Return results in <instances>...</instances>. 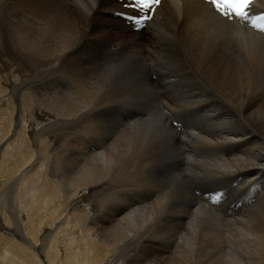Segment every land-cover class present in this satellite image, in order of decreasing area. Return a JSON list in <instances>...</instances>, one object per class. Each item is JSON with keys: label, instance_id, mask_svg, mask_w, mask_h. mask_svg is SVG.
Returning a JSON list of instances; mask_svg holds the SVG:
<instances>
[{"label": "bare ground", "instance_id": "1", "mask_svg": "<svg viewBox=\"0 0 264 264\" xmlns=\"http://www.w3.org/2000/svg\"><path fill=\"white\" fill-rule=\"evenodd\" d=\"M119 9L0 0V51L29 84L0 117V264H264V35L199 0H163L136 31ZM129 95L138 118L97 114Z\"/></svg>", "mask_w": 264, "mask_h": 264}, {"label": "rangeland", "instance_id": "2", "mask_svg": "<svg viewBox=\"0 0 264 264\" xmlns=\"http://www.w3.org/2000/svg\"><path fill=\"white\" fill-rule=\"evenodd\" d=\"M0 97H1V99L3 100V101H1V99H0V117L1 116H4L5 117V119H8V118H10V112H13V110L11 109V107L14 109V103H13V101H10L9 102V100H10V98H6L7 96L6 95H8V94H10V91H11V86H12V84L14 85V87L17 85V86H22V84L25 82V81H18V79H19V77L21 76L22 77V74H17L16 75V73H13V72H15V70H17L16 69V67H14V69L13 68H11V67H13L12 66V64H11V62H9L10 60L7 58V55H5V53H2L1 51H0ZM11 64V65H10ZM7 65V66H6ZM6 66V70L8 71H6L5 70V67ZM2 68V69H1ZM13 69V70H12ZM6 72H5V71ZM9 70H12V71H9ZM17 71H19V70H17ZM18 73H20V72H18ZM8 74V75H7ZM10 74V75H9ZM7 76V77H6ZM13 76V77H12ZM66 77V73H64V74H62V77ZM4 77V78H3ZM15 79H17V81L15 80ZM4 80L6 81L5 83L6 84H4L3 85V83H4ZM12 82V84L10 85V83ZM19 82H21V83H19ZM2 84V85H1ZM19 84V85H18ZM24 85H25V83H24ZM27 85H29V84H27L26 83V85H25V87H23L24 89H23V91L21 92V95H23V93H24V95L25 94H27L28 93V90L29 89H27ZM58 89H59V87L58 86H56ZM4 88V89H3ZM4 90V91H3ZM3 92V93H2ZM8 93V94H7ZM20 95V101L22 102V100H23V103L25 104H23L22 103V107L24 108L25 106H26V103L28 102L25 98H24V96H21ZM9 99V100H8ZM142 103V104H141ZM139 102V101H137V102H134V103H129V102H110V103H108V104H106V105H104L103 106V109L101 110V111H97V114L104 120V122L105 123H107V125H114L115 124V122L116 123H119V122H124V121H129L131 118H134V119H136V118H138V116H141L140 114L144 111V104H146L147 102ZM144 103V104H143ZM111 104V105H110ZM136 105V106H135ZM106 106V107H105ZM111 106V107H110ZM113 106H115V109H120V108H125V107H128V109H125L124 110V112H119V114H115V115H111V112L113 111ZM108 107V108H107ZM10 109H11V111H10ZM141 109V110H140ZM111 111V112H110ZM141 111V112H140ZM30 112H32V113H36L37 111L36 110H33V111H28V110H26L25 111V114L26 115H28L29 116V113ZM138 113V114H137ZM144 113V112H143ZM107 114H108V116H107ZM137 115V116H136ZM103 116H107L106 117V119H105V117L103 118ZM112 117H114V118H112ZM124 117H126V119H124ZM144 117V116H143ZM116 118V119H115ZM118 119V120H117ZM122 119V120H121ZM106 120V121H105ZM109 120V121H108ZM111 121H113V122H111ZM130 122V121H129ZM73 135H70V139H71V142L73 143V144H76V143H82V144H84V145H86L87 144V140L84 138L85 137V133H87V131H80V132H78V130H76V129H72L71 131H70ZM76 132H77V134H76ZM80 136V137H79ZM87 139H90V140H93L94 138H87ZM80 140V141H79ZM51 141H53V139H48V140H46V142H51ZM86 142V143H85ZM259 180V179H258ZM256 182H258L259 183V181H257V179L255 180V181H252V191H254V187H255V184H256ZM216 186H214V188H213V186H210V185H206L205 186V189H200L199 191H200V193H203V194H205L206 193V195L207 196H210V197H215L216 196V194H214V193H216V192H214V191H217V190H220V189H216L215 188ZM130 188H132V187H130ZM138 188H140V189H138ZM133 190L130 192L131 194L130 195H128V197H125V199H126V201L127 202H130V201H132V202H134V201H142V200H144V199H146L148 196V189H146V187L145 186H135V188H132ZM134 192V193H133ZM209 192H213V193H209ZM220 192H221V190H220ZM221 194V193H220ZM219 194V195H220ZM134 195V196H133ZM143 195H144V197H143ZM140 196V197H139ZM198 197H199V199H200V201L202 202V203H204V204H206V205H211L210 204V202L209 201H207L205 198H204V196L203 195H198ZM144 198V199H143ZM244 197H240V200L241 201H243L244 199H243ZM248 198V196H246V199ZM133 199H134V201H133ZM212 206V205H211Z\"/></svg>", "mask_w": 264, "mask_h": 264}, {"label": "snow or ice", "instance_id": "3", "mask_svg": "<svg viewBox=\"0 0 264 264\" xmlns=\"http://www.w3.org/2000/svg\"><path fill=\"white\" fill-rule=\"evenodd\" d=\"M207 2L215 9L220 16L227 20L240 19L249 22L252 28L259 32H264V11L257 14H253L250 9L253 4V0H207ZM161 0H127L124 4L125 8H131L138 10V15L128 16L129 20H136L137 22L152 20L155 9L159 6ZM119 15H125L124 12ZM135 95H129L126 97V101L129 103L135 102ZM130 191L125 186H117L112 192L111 198L113 201L130 195ZM222 198L220 195L214 197V199ZM261 212L264 214V206L261 207Z\"/></svg>", "mask_w": 264, "mask_h": 264}]
</instances>
